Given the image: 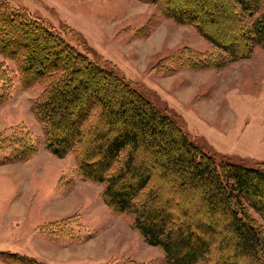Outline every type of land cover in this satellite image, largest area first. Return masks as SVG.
I'll return each instance as SVG.
<instances>
[{
    "label": "trees",
    "instance_id": "trees-1",
    "mask_svg": "<svg viewBox=\"0 0 264 264\" xmlns=\"http://www.w3.org/2000/svg\"><path fill=\"white\" fill-rule=\"evenodd\" d=\"M138 1L153 5L156 16L134 30L135 36L150 35L164 18L193 27L211 46L210 52L183 47L159 60L153 68L163 76L179 69H221L264 50V0ZM218 19L226 22L222 30L213 28ZM0 57V104L10 98L12 77L22 89L41 86L30 110L42 128V146L58 158L74 154L76 176L102 185L105 205L113 213L130 215L133 229L159 248L168 264H205L215 242L222 247L229 243L230 232L236 253L216 256L212 264H239V256L258 260L263 254L264 225L254 214L264 222V168L218 163L130 82L90 61L53 27L4 1ZM20 127L11 136L0 131V164L26 162L38 152L31 131ZM198 189L204 191V203L196 202L194 214L206 204L204 218L190 216L189 192ZM180 202L186 205L179 209ZM216 214L230 222L222 225ZM219 227L225 232L215 241ZM83 228L76 216L46 230L51 237L78 241ZM0 260L47 264L12 253H1ZM127 264L138 263L130 259Z\"/></svg>",
    "mask_w": 264,
    "mask_h": 264
},
{
    "label": "rangeland",
    "instance_id": "rangeland-1",
    "mask_svg": "<svg viewBox=\"0 0 264 264\" xmlns=\"http://www.w3.org/2000/svg\"><path fill=\"white\" fill-rule=\"evenodd\" d=\"M0 1L40 19L90 61L114 70L218 163L264 168V50L256 49L250 58L221 69H179L163 76L153 68L159 60L177 55L183 47L210 52L211 46L193 27L164 18L150 35L135 36L134 30L156 16L153 5L138 0ZM225 25L218 19L213 28L222 30ZM7 65L15 70L12 63ZM12 80L10 98L0 104V131L11 136L25 126L38 152L26 162L0 164V254L25 255L47 264H127L130 259L168 264L161 250L133 229L130 215L113 213L105 205L102 185L76 176L74 154L58 158L45 150L42 128L30 110L42 87L22 89L16 77ZM150 167L156 171V166ZM200 190L188 191L189 211L190 216L204 218L209 214L206 204L195 214L193 209L196 202L204 203ZM182 203L178 208L186 205ZM220 214L215 215L219 223L230 222ZM76 216L85 227L79 230L78 241L48 234L51 223ZM254 216L264 225L260 216ZM224 232L219 227L215 241ZM227 234L229 243L222 247L215 242L205 264L236 253L234 236ZM237 261L264 264V249L258 260L239 256Z\"/></svg>",
    "mask_w": 264,
    "mask_h": 264
},
{
    "label": "crops",
    "instance_id": "crops-1",
    "mask_svg": "<svg viewBox=\"0 0 264 264\" xmlns=\"http://www.w3.org/2000/svg\"><path fill=\"white\" fill-rule=\"evenodd\" d=\"M21 209H23V207H22V206H20V210H21Z\"/></svg>",
    "mask_w": 264,
    "mask_h": 264
}]
</instances>
